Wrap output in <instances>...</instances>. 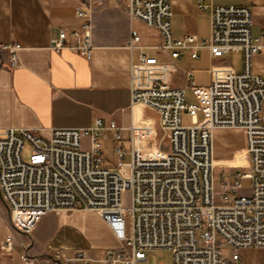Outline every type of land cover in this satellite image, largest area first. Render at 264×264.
Segmentation results:
<instances>
[{"label":"built area","instance_id":"1","mask_svg":"<svg viewBox=\"0 0 264 264\" xmlns=\"http://www.w3.org/2000/svg\"><path fill=\"white\" fill-rule=\"evenodd\" d=\"M124 3L131 19L157 31L156 48L172 62L186 51L195 59L201 49L214 58L240 53L242 71H213L212 83L205 88L195 86L186 71L185 85L176 87L167 81L173 63L138 55L130 67V107L157 114L167 142L161 157L142 156L132 144L128 151L119 145L113 149L117 161L107 166L101 134L110 131L119 141L121 129L102 119L84 128H53L46 136L28 129L6 130L0 137V195L12 229L28 234L47 214L89 211L103 219L117 247L104 249L100 259L82 249L55 251L52 258L59 264H142L147 253L161 249L171 252L172 264H245L239 251L264 249V74L252 66L263 46L261 37L251 36L252 13L242 6H207L198 0L197 10L208 9V37L173 39L170 0ZM75 16L81 19L79 26L68 33L60 30L49 49L89 57V14L76 7ZM129 47L142 49L136 31L130 32ZM20 48L18 43L0 45L12 69ZM186 89L194 103L187 102ZM184 116L190 125L182 124ZM216 129L241 132L247 172L213 164ZM129 132L132 141V127ZM11 246V236L6 237L2 248ZM21 260L31 263L26 254Z\"/></svg>","mask_w":264,"mask_h":264},{"label":"crops","instance_id":"2","mask_svg":"<svg viewBox=\"0 0 264 264\" xmlns=\"http://www.w3.org/2000/svg\"><path fill=\"white\" fill-rule=\"evenodd\" d=\"M197 2L170 0L173 39L208 37V9L197 10ZM203 4L242 6L251 11V36L261 37L263 46L253 58V71L264 74V0H203ZM76 7L89 14V57L68 49H49L51 39L60 30L68 33L81 23L75 16ZM131 31L139 35L142 49L129 47ZM11 43L21 48L14 69L8 64V53L0 49V137L8 129H28L46 136L53 128H84L102 119L104 124L112 121L121 129V138L123 132H128L125 149L128 151L132 144L145 157H161V144L167 142L165 136L159 140L161 128L154 111L130 107V67L140 53L156 58L160 64L173 63L175 70L168 74L167 81L176 87L185 85L186 71L191 72L194 85L203 88L212 83L213 71H242L240 53L214 58L201 49L195 59L186 51L172 62L168 53L156 48L157 31L131 19L124 0H0V45ZM235 56L239 58L238 67L233 64ZM186 93L192 96L187 89ZM130 127L135 132L132 141ZM231 134L239 136L241 132L214 131L215 145L224 144L234 151L227 142ZM213 164L242 167L248 165V159L245 152H240L229 161L213 159ZM9 236L12 246L6 250L2 247ZM115 247L117 242L103 219L89 211L50 213L41 217L30 233L15 232L0 195V264H24V254L31 260L29 264H59L52 258L53 253L73 249L100 259L104 249Z\"/></svg>","mask_w":264,"mask_h":264},{"label":"rangeland","instance_id":"3","mask_svg":"<svg viewBox=\"0 0 264 264\" xmlns=\"http://www.w3.org/2000/svg\"><path fill=\"white\" fill-rule=\"evenodd\" d=\"M233 64L237 67L239 66L238 56L233 57ZM186 99L189 103L195 102L194 98L189 93H186ZM199 119H200V116H199ZM182 124L184 126L190 125V119L184 116L182 118ZM136 134L139 135L140 133L136 132ZM158 136H159V140L160 138L162 139L165 136V132L161 129L158 132ZM127 140H128V132L122 133V138L120 141H116L113 139L112 132L110 131L102 132L101 134L102 157L105 161H107L108 166L112 167L114 163L117 161V158L113 152V149L119 145H122L124 148H126ZM227 142H229V144L233 146L232 149L234 148L235 149L234 151L232 150L230 151L229 148L226 147L224 144L215 145V142L213 139V143H212L213 159H216L218 161H229L230 159L234 158L238 153L244 152V140H243L242 134H240L239 136L233 135V134L227 136ZM82 145L84 147L87 146L86 139L82 140ZM162 145L163 143L161 144L160 152H165L167 150V147H165L166 144H164L163 146ZM27 153H28V148H25L23 155L26 156ZM124 160L127 161V158H125ZM247 166H242L241 171L247 172V168H246ZM217 167L226 168L229 166L220 165ZM215 173L218 174L217 171ZM247 186H248V183L247 181H245L243 183V188H247ZM216 189H217V184H216ZM64 213H70V212H64ZM227 254L228 252L225 251V255ZM239 256H240V259L245 264H264V249H259L257 251L241 250L239 251ZM172 261H173V258H172L171 252L166 249H161V250H158V252L155 254L152 253L149 255V253H147V260L146 262L142 264H172Z\"/></svg>","mask_w":264,"mask_h":264},{"label":"bare ground","instance_id":"4","mask_svg":"<svg viewBox=\"0 0 264 264\" xmlns=\"http://www.w3.org/2000/svg\"><path fill=\"white\" fill-rule=\"evenodd\" d=\"M217 130H218V129H216V130H214V131H217ZM214 131H213V132H214ZM141 155H142V154H141ZM142 156H144V155H142Z\"/></svg>","mask_w":264,"mask_h":264}]
</instances>
